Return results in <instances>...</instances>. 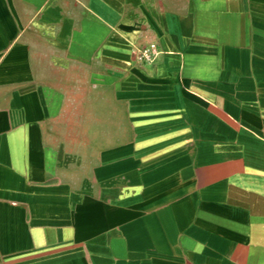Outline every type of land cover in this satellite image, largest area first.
<instances>
[{"label":"crops","instance_id":"1","mask_svg":"<svg viewBox=\"0 0 264 264\" xmlns=\"http://www.w3.org/2000/svg\"><path fill=\"white\" fill-rule=\"evenodd\" d=\"M0 264H264V0H0Z\"/></svg>","mask_w":264,"mask_h":264},{"label":"built area","instance_id":"2","mask_svg":"<svg viewBox=\"0 0 264 264\" xmlns=\"http://www.w3.org/2000/svg\"><path fill=\"white\" fill-rule=\"evenodd\" d=\"M157 51V45L155 43L148 44V49L145 48L142 52L140 57L138 58L139 62L145 61L148 59L149 53H154Z\"/></svg>","mask_w":264,"mask_h":264}]
</instances>
